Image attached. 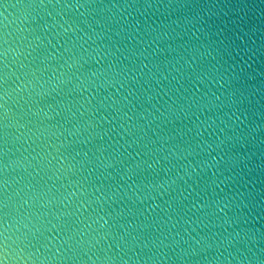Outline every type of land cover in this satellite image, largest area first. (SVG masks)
<instances>
[{"label": "water", "instance_id": "obj_1", "mask_svg": "<svg viewBox=\"0 0 264 264\" xmlns=\"http://www.w3.org/2000/svg\"><path fill=\"white\" fill-rule=\"evenodd\" d=\"M0 264H264V0H0Z\"/></svg>", "mask_w": 264, "mask_h": 264}]
</instances>
